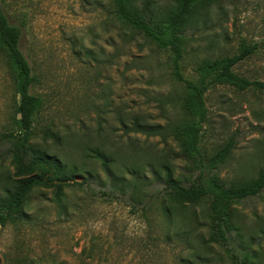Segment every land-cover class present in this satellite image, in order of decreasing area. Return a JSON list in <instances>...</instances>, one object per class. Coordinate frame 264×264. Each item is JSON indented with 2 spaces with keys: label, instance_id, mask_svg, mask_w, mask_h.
Returning a JSON list of instances; mask_svg holds the SVG:
<instances>
[{
  "label": "rangeland",
  "instance_id": "374dc122",
  "mask_svg": "<svg viewBox=\"0 0 264 264\" xmlns=\"http://www.w3.org/2000/svg\"><path fill=\"white\" fill-rule=\"evenodd\" d=\"M147 1L160 10L173 3ZM217 2L206 24L187 35L184 76L193 78L201 60L231 56L245 42L256 50L234 72L264 85V0ZM2 7L21 30L20 47L36 79L31 93L42 100L31 147L62 156L78 172L72 182L87 183L64 188L60 198L53 190L32 191L17 222L0 224V264H232L223 248L204 247L195 235L188 244L174 236L186 216L169 223L159 197L164 184L156 177H164L166 166L190 182L199 168L179 158L166 130L161 136L134 127L166 129L184 117L178 101L184 88L172 76L170 52L116 21L110 0H3ZM205 103L204 165L233 140L229 157L211 174L228 184L249 183L264 170V88L217 86ZM17 104L0 52V170L11 180L17 177L10 144L1 136L16 134ZM90 150L113 161L111 178L100 161L87 157ZM125 170L145 176L135 200L111 183L119 176L129 182L132 172ZM206 206L196 208L201 220ZM231 220L237 231L230 250L240 261L264 264V192L234 204Z\"/></svg>",
  "mask_w": 264,
  "mask_h": 264
},
{
  "label": "trees",
  "instance_id": "16d2710c",
  "mask_svg": "<svg viewBox=\"0 0 264 264\" xmlns=\"http://www.w3.org/2000/svg\"><path fill=\"white\" fill-rule=\"evenodd\" d=\"M0 0V52L5 56L12 83L18 96L16 113V134H4L2 140L10 144L7 154L15 171L17 180H11L8 171L0 170V224L16 223L21 209L25 206L28 195L36 189L53 190L57 198L61 197L64 188L72 185L83 187L82 183L72 182L78 173L75 167L69 169L63 157L54 153L38 150L31 147L30 140L34 136V126L41 110L42 100L31 93L36 81L32 69L22 53L21 30L12 24L3 10ZM218 0H173L169 8L160 10L153 7L147 0H110L114 19L124 27L142 34L159 48L166 49L171 54L172 76L184 88V95L180 97L179 105L184 115L176 124H170L163 129L146 127L141 128L136 122L135 130L148 133L156 131L157 135L164 136L161 131H167L179 150V158L199 168V174L194 181L188 182L182 177H174L170 168L164 167V177L157 176L162 181L164 192L161 204L165 203L163 214L169 223H178L177 217H184V230L178 227L173 233L188 244V240L195 235L202 246L216 245L223 248L225 255L232 264H253L248 257L242 261L233 254L228 244L232 240V232L237 231L231 220V209L234 204L260 196L264 192V170L246 184L236 182L226 183L212 171L223 164L234 147V141L229 140L221 150L204 165L201 151V137L203 124L207 121L208 110L205 103V94L217 86L233 87L238 91L249 88H264V85L240 77L234 72V67L245 61L256 50L254 45L243 42L240 48L231 56H221L215 59L201 60L194 68L195 76L188 78L183 74L182 63L186 54L188 33L205 25L207 16ZM124 124V123H123ZM87 157L100 161L103 169L111 178L109 156L98 150H90ZM207 167L209 176L204 178V169ZM163 168V167H162ZM131 176L126 182L124 177L111 179L120 190L127 188L133 194L144 182L138 178L136 171L125 170ZM153 173L158 174L157 170ZM88 179V178H85ZM148 202V201H146ZM143 203V202H141ZM140 203V204H141ZM207 204L205 214L198 217L196 208ZM145 207V204L143 205ZM182 221V218L180 219ZM180 224V223H179ZM177 225V224H176ZM180 226V225H179ZM202 228L206 229L207 238ZM171 236H165L166 243Z\"/></svg>",
  "mask_w": 264,
  "mask_h": 264
}]
</instances>
